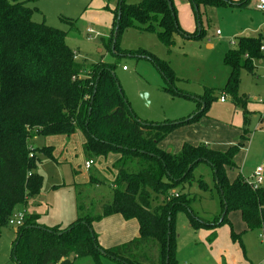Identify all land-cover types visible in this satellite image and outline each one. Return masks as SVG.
Here are the masks:
<instances>
[{"label": "trees", "instance_id": "obj_1", "mask_svg": "<svg viewBox=\"0 0 264 264\" xmlns=\"http://www.w3.org/2000/svg\"><path fill=\"white\" fill-rule=\"evenodd\" d=\"M169 1L171 10L166 0H141L137 4L116 0L110 48L117 53L121 30L136 25L150 32L159 28L157 38L164 46L170 45L174 33L187 34L178 26L176 10ZM188 1L196 8L205 4L242 8L247 3ZM32 13L25 0H0V229L8 226L17 207H23L41 190L43 179L36 168L40 156L51 158V148L33 147L34 136L70 137L78 132L84 140L81 150L86 160L106 159L110 154L119 159L113 166L116 174L110 185L112 200L102 205L100 214L79 216L63 229L45 228L34 217L25 215L14 239L13 256L18 249L22 256L19 264H75L84 258H90L92 264H104L102 260L110 264H166V259L167 264H176L173 216L186 209L190 198L189 194L172 190L192 182L198 163L208 165L212 171L220 211L211 221L190 217V226L211 231L206 240L212 243L216 229L226 225L231 241L241 246L240 236L227 219L230 212H239L247 230H259L264 246V186L253 190L240 175L230 182L226 175V170L236 169L234 156L249 134V114L237 91L238 73L240 69L252 72V62L264 57L260 51L262 38H238L237 48L224 58L230 74L223 93L231 96L235 106H241L240 140L224 152L201 143H184L175 154L160 149L159 143L202 116L209 96L200 97L190 119L164 124L140 122L128 113L127 102L112 77L115 63L77 62L65 43L67 32L34 22ZM147 58L172 86L175 76L171 68L152 56ZM197 183L202 192L211 191L205 182ZM112 215L135 220L138 236L102 248L91 225ZM150 243L156 244V256L146 250Z\"/></svg>", "mask_w": 264, "mask_h": 264}, {"label": "rangeland", "instance_id": "obj_2", "mask_svg": "<svg viewBox=\"0 0 264 264\" xmlns=\"http://www.w3.org/2000/svg\"><path fill=\"white\" fill-rule=\"evenodd\" d=\"M25 1L26 6L33 10L34 22L67 32L65 43L74 52L77 62L115 63L113 75L127 102L128 113L138 121L164 124L187 120L193 116L200 97L209 96L203 115L165 137L160 142L161 148L177 154L183 143L192 146L203 144L204 141L198 140L200 132L204 131L206 135L210 127L217 128V125L229 134L220 138L206 135L210 143L205 144L209 149L226 151L228 146L225 145L238 138L236 123L240 109L232 103L228 93L221 94L230 74L224 58L226 53L237 48L240 37L260 36L264 42V13L254 9V0H247L242 8L199 5L197 18L188 0H171L178 26L187 34L174 33L170 45L164 46L157 38L159 28L155 27L150 32L136 25L121 30L116 44L117 53L110 48L108 40L116 0ZM140 1L124 0V3L137 4ZM195 28L197 30L192 33ZM89 29L90 34L87 33ZM199 34V37L190 39ZM147 56L163 61L171 68L175 76L172 86ZM260 60L261 63L258 59L252 62V72L239 70L237 91L241 98L244 96L251 102L262 100L264 103V57ZM164 88L170 91H164ZM221 97L224 103H220ZM248 130V143L243 144L234 156L237 168L226 170L229 181L240 175L250 182L251 173L264 160V123H260L258 116L252 117ZM217 140V145L211 143ZM82 143L83 137L78 132L70 137H33L32 146L51 148V158L40 156L36 172L43 179L41 190L23 207H17L18 211L34 217L36 223L45 228L63 229L79 216L96 215V210L111 202L110 185L116 174L113 166L119 156L110 154L106 159H93L90 171L85 170L87 160L81 152ZM90 177L93 179L89 183ZM200 180L211 191L202 192L197 183ZM213 185L209 166L198 163L193 169L192 182L183 189L172 190L189 194L190 198L186 209L176 211L173 216L176 264H259L260 254L264 255L260 232L247 230L238 212H230L227 219L233 232L240 236L241 246L231 241L226 225L218 228L217 237L211 244L206 242L204 230H194L190 226V217L211 219L219 212V200ZM15 232L16 227L0 229V264L20 263V249L13 256ZM146 250L150 255L157 254L154 243H150ZM87 259L78 260L75 264H88ZM105 262L102 260V263L110 264Z\"/></svg>", "mask_w": 264, "mask_h": 264}, {"label": "crops", "instance_id": "obj_3", "mask_svg": "<svg viewBox=\"0 0 264 264\" xmlns=\"http://www.w3.org/2000/svg\"><path fill=\"white\" fill-rule=\"evenodd\" d=\"M232 2V4H235V5H240L241 3H245V1L247 0H229ZM255 3H254V9H255V5L257 3L258 0H254ZM116 6V5H115ZM237 7V6H236ZM241 8V7H239ZM256 10V9H255ZM195 15V14H194ZM113 16V15H112ZM197 30V28H195V30L192 32L194 33L195 31ZM246 37V36H245ZM257 37V36H256ZM255 38V37H254ZM210 46V45H208ZM259 62L258 63H261V60L258 59ZM222 95H225V93H221ZM189 97V96H188ZM242 101L245 102V109L247 110L248 114H249V123H250V118L252 117H255V116H258L259 117V121L260 123H264V103L262 102V100L260 101H254V102H251L249 100V98H246V97H242ZM199 101V100H198ZM198 101L196 102V104L198 105ZM220 101V100H219ZM220 103H224V102H221ZM197 105H196V109H197ZM258 105V106H257ZM237 107V106H236ZM239 107V111H238V115L240 116L239 118V121H237L236 125L238 126L237 127V130H238V138H236V141H231V142H228L225 146H228L227 149L231 146H234L237 144V142L240 140L241 136H242V115H241V106H238ZM196 111V110H195ZM218 127L217 128H213V127H210L208 130H207V133L206 135L207 136H211V137H214V135L218 138L220 137H223L224 135H227L229 134L228 131H226L222 126H219L217 125ZM180 129V128H179ZM179 129L173 131L172 133L178 131ZM209 132H211L212 134H209ZM171 133V134H172ZM170 135V134H169ZM204 134V131H201L200 134L198 135V140L200 141H204V145L205 142L207 144L210 143V141L208 140V137ZM249 136H250V132L247 136V140L246 142H244L243 144L245 143H248V139H249ZM84 141V140H83ZM197 141V140H196ZM212 144H215L217 145L218 144V140L215 141V142H211ZM220 143V142H219ZM184 144V143H183ZM82 147V145H81ZM158 147L162 150H169L171 151L170 149L166 148V149H163L160 147V143L158 145ZM243 147V146H242ZM241 147V148H242ZM240 148V149H241ZM239 149V150H240ZM216 151V150H215ZM225 151V150H224ZM223 150L220 151V152H224ZM82 152V150H81ZM83 155V154H82ZM85 159V158H84ZM98 160V159H97ZM234 160V159H233ZM234 162V161H233ZM236 165V164H235ZM237 168V166H236ZM85 169V168H84ZM91 169V168H90ZM89 169V170H90ZM86 170V169H85ZM254 171V170H253ZM253 173V172H252ZM251 173V174H252ZM227 175V174H226ZM230 182V181H229ZM88 185V184H87ZM81 186V185H80ZM264 186V185H263ZM212 195V193H211ZM112 199V198H111ZM213 199V198H212ZM78 203V202H77ZM18 210V208H17ZM16 210V211H17ZM20 211V210H19ZM100 211L98 209V211L96 210L95 213L97 215L100 214ZM220 211V209H219ZM219 212L215 215H212L211 217L213 218L214 216L218 215ZM238 214L240 215V213L238 212ZM209 217V216H208ZM197 219H200V221L202 222H205V221H211V219H201L199 217H196ZM245 226V225H244ZM246 228V227H245ZM91 229L93 230V232L95 233L96 235V239H97V242L99 244V246H101L102 248H109V247H112V246H115V245H118V244H121V243H124L130 239H133V238H136L138 236V224L135 220H129V221H125L121 216L119 215H112V216H109L107 218H104L98 222H93L92 225H91ZM205 231V240L206 238L208 237V235L211 233V231H209L208 229H202ZM217 230L216 229V237H217ZM233 230V229H232ZM238 235V234H237ZM216 239V238H215ZM215 241V240H214ZM213 241V242H214ZM207 242V240H206ZM212 242V243H213ZM208 244H211L209 242H207ZM261 243V242H260ZM262 244V243H261ZM83 260V259H82ZM176 260V258H175ZM80 261V260H79ZM88 261V264H92V260L89 258L87 259ZM78 262V261H77ZM76 262V263H77ZM81 262V261H80ZM177 262V261H176ZM106 263V262H105ZM259 264H264V255L261 253L260 254V261H259Z\"/></svg>", "mask_w": 264, "mask_h": 264}, {"label": "built area", "instance_id": "obj_4", "mask_svg": "<svg viewBox=\"0 0 264 264\" xmlns=\"http://www.w3.org/2000/svg\"><path fill=\"white\" fill-rule=\"evenodd\" d=\"M255 9L257 11H261L262 13H264V0H258L256 5H255ZM87 33H91V30L89 29L87 31ZM218 34V32H217ZM260 51L264 53V42L262 41V44L260 46ZM76 59V57H75ZM220 101L223 102L224 98L221 97ZM93 166V161L92 160H87L84 163V168L86 170H89L91 167ZM249 186L253 189L256 190L259 187L264 185V160L261 163L260 166L256 167L255 170L253 171V173L251 174V181L248 182ZM177 196V195H175ZM25 212L24 211H16L11 217L10 219L7 221V225L10 227H20L23 224V220L25 217ZM261 238V236H260ZM262 239V238H261Z\"/></svg>", "mask_w": 264, "mask_h": 264}, {"label": "water", "instance_id": "obj_5", "mask_svg": "<svg viewBox=\"0 0 264 264\" xmlns=\"http://www.w3.org/2000/svg\"><path fill=\"white\" fill-rule=\"evenodd\" d=\"M166 1H167V3H168V7H169V9L171 10V3H170V1H169V0H166ZM193 9H194V13H195L196 18H197V8L194 6ZM118 19H119V14H118V16H117V21H118ZM117 21H116V22H117ZM112 77L115 78L113 74H112ZM188 119H190V118H188ZM100 253H101V254H104L101 250H100ZM165 263L167 264V259H166V262H165Z\"/></svg>", "mask_w": 264, "mask_h": 264}]
</instances>
